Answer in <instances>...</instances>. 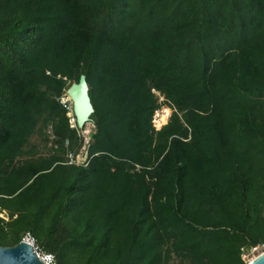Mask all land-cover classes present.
Segmentation results:
<instances>
[{"label":"trees","instance_id":"16d2710c","mask_svg":"<svg viewBox=\"0 0 264 264\" xmlns=\"http://www.w3.org/2000/svg\"><path fill=\"white\" fill-rule=\"evenodd\" d=\"M80 74L93 126L73 165L57 98ZM154 91L171 109L158 129ZM0 213V245L28 231L55 264L248 263L264 247V0H0Z\"/></svg>","mask_w":264,"mask_h":264},{"label":"water","instance_id":"95a60500","mask_svg":"<svg viewBox=\"0 0 264 264\" xmlns=\"http://www.w3.org/2000/svg\"><path fill=\"white\" fill-rule=\"evenodd\" d=\"M66 94L70 97L76 125L81 126L89 120L88 116L92 111L86 82L82 74L79 75L76 82H71L68 85ZM30 250H32L30 246L20 242L11 246L0 245V264H44ZM248 264H264V249Z\"/></svg>","mask_w":264,"mask_h":264},{"label":"built area","instance_id":"2783aa9c","mask_svg":"<svg viewBox=\"0 0 264 264\" xmlns=\"http://www.w3.org/2000/svg\"><path fill=\"white\" fill-rule=\"evenodd\" d=\"M154 93L157 95V101L160 104H159L158 107H156L153 110L152 117H151V122H152L153 127L155 129H158L162 124L157 126V125H155V123H156L157 119L159 118V116L162 113L163 106H166V105L161 103V101L163 100L162 96L156 91H154ZM57 100L67 110L66 115L69 117L68 111L70 109V99H69V96L66 94V90L64 91V93H62L60 96H58ZM167 108H168L169 111H168V114L166 116V119H167V117H168V115H169V113L171 111V109L169 107H167ZM68 122H69V126L70 127H75V128L78 127L76 125V122H75L74 126L71 125L69 119H68ZM78 133L81 136V141H80L79 147L75 151L66 149V151L64 153V160H65V163H67V164L79 165V164H85L86 163V160H87V157H88V155H87V147H88L89 140H90L89 132H87L86 130H81V132H79V129H78ZM84 133H86V134H84ZM63 144H64V146H67L68 142L65 140ZM0 216L3 217L1 214H0ZM3 218H5V217H3ZM18 242L24 243V244H27L28 246H30L32 248V250H30L31 253H33L36 256V258L39 261H41L42 263H44V264H55V258L53 256V254L48 252V251H45L36 242L34 236L30 232H28V231L23 232L20 235ZM259 247L263 248L261 243L255 244V245L249 247L248 249L257 250Z\"/></svg>","mask_w":264,"mask_h":264},{"label":"rangeland","instance_id":"374dc122","mask_svg":"<svg viewBox=\"0 0 264 264\" xmlns=\"http://www.w3.org/2000/svg\"><path fill=\"white\" fill-rule=\"evenodd\" d=\"M70 99V97H69ZM72 110V106L70 107L69 111ZM72 112V111H71ZM73 113V112H72ZM163 119L164 122H166V117L165 115H163ZM75 121V120H74ZM76 122V121H75ZM86 123V124H85ZM163 124V123H162ZM79 129V132H81V130H86L87 132H90L92 130V125L89 121L84 122L81 126L77 127ZM86 134V133H84ZM28 142L30 144H34L36 145V149L38 152L43 153L46 151V148L48 146V144H46V146H43L42 143L38 140L37 136L33 135L28 139ZM1 214V213H0ZM3 216V214H1ZM4 217V216H3ZM264 248V247H263ZM263 248L259 247L257 250H253V249H242L241 253H240V258L246 263V261L249 259V261L256 256L261 250H263Z\"/></svg>","mask_w":264,"mask_h":264},{"label":"bare ground","instance_id":"6f19581e","mask_svg":"<svg viewBox=\"0 0 264 264\" xmlns=\"http://www.w3.org/2000/svg\"><path fill=\"white\" fill-rule=\"evenodd\" d=\"M71 106H72V104H71V101H70V107H71ZM168 111H169L168 108H167L166 106H163V108H162V113H161V115L159 116V118L157 119L155 125L158 126V125L164 123L163 115H165V117H166L167 114H168ZM72 112H73V110H72ZM68 115H69V114H68ZM73 115H74V114H73ZM74 117H75V116H74ZM85 124H86V123H85ZM254 257H255V256H254ZM254 257H253V258H254ZM253 258H252V259H253ZM252 259H251V260H252ZM251 260H250V261H251ZM250 261H249V262H250ZM249 262H248V263H249ZM248 263H246V264H248Z\"/></svg>","mask_w":264,"mask_h":264}]
</instances>
